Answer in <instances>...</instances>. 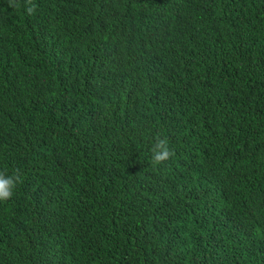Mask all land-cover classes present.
<instances>
[{
    "label": "trees",
    "instance_id": "16d2710c",
    "mask_svg": "<svg viewBox=\"0 0 264 264\" xmlns=\"http://www.w3.org/2000/svg\"><path fill=\"white\" fill-rule=\"evenodd\" d=\"M32 4L0 0V264H264V0Z\"/></svg>",
    "mask_w": 264,
    "mask_h": 264
},
{
    "label": "clouds",
    "instance_id": "9594fccd",
    "mask_svg": "<svg viewBox=\"0 0 264 264\" xmlns=\"http://www.w3.org/2000/svg\"><path fill=\"white\" fill-rule=\"evenodd\" d=\"M28 3L32 5L27 9L29 14H31L35 11V5L32 4V0H28ZM10 6H13V0H10ZM150 151L151 164L153 167L163 165L174 155V150L170 147L168 138L161 135H156L153 138ZM20 180L21 173L19 169H16L11 174H9L6 170H0V201H6L13 196L16 186Z\"/></svg>",
    "mask_w": 264,
    "mask_h": 264
}]
</instances>
